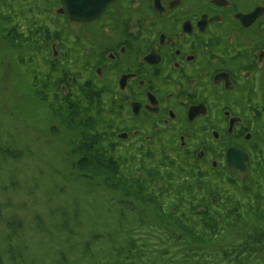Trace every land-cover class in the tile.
<instances>
[{
	"label": "flooded vegetation",
	"instance_id": "af4514ba",
	"mask_svg": "<svg viewBox=\"0 0 264 264\" xmlns=\"http://www.w3.org/2000/svg\"><path fill=\"white\" fill-rule=\"evenodd\" d=\"M43 1L41 9L39 0H12L16 40L48 48L69 85L90 74L80 91L95 95L93 118L109 126L95 122L94 132L138 163L150 193L176 202L175 183L193 180L194 170L210 180L211 171L224 189L228 173L242 188L255 176L264 205V0H98L101 14L87 21L72 19L65 0ZM76 51L90 57L82 72L72 65ZM231 148L248 156L245 179L229 172ZM208 155L209 168L191 162Z\"/></svg>",
	"mask_w": 264,
	"mask_h": 264
},
{
	"label": "rangeland",
	"instance_id": "374dc122",
	"mask_svg": "<svg viewBox=\"0 0 264 264\" xmlns=\"http://www.w3.org/2000/svg\"><path fill=\"white\" fill-rule=\"evenodd\" d=\"M3 1L0 0V253L4 254V264H11L5 251L8 247L14 250L18 260L15 264H123L115 254L121 250L125 253L131 240L134 251L141 248L151 264H214L210 257L207 261L193 258V263L186 260L189 257L183 251L187 247L174 241L170 232L165 234L164 229L153 227L158 224L151 208H145L136 197L126 200L118 186H106L100 177L92 180L81 173L78 159L70 153L75 133L64 123L62 116L67 110L61 98L69 94L73 99L82 97L80 82L84 83L90 74L78 76V83L72 80L70 85L68 78H60L64 66H52L48 48L35 42L22 45L19 38L16 40V31L11 29L12 0ZM45 6V1L39 0V8ZM52 27L55 28L53 24ZM58 32L53 29L51 33L57 49ZM70 58L81 72L90 61L89 55L80 51L71 53ZM72 65L68 64L70 74L75 72ZM62 82L65 88L60 92ZM102 96L101 104L105 106L109 95ZM96 117V128L107 132L108 124L99 115ZM115 155L125 162L126 156L119 150ZM212 157L193 158L191 162L209 168ZM129 161L133 163V159L123 165L124 173L140 176L138 163L139 168L130 166ZM209 178L220 185L214 172L210 171ZM255 181L254 176L245 186ZM243 185L244 182L228 184L226 189L233 192L228 189L225 193L243 202L250 200ZM250 202L262 203L257 198ZM165 203L168 209L175 202ZM248 216L246 226L251 222ZM235 232H226L225 239L218 242L228 246L238 237ZM209 248L193 245L198 254ZM117 255L123 256V252ZM263 259L259 254L251 263L262 264Z\"/></svg>",
	"mask_w": 264,
	"mask_h": 264
},
{
	"label": "trees",
	"instance_id": "16d2710c",
	"mask_svg": "<svg viewBox=\"0 0 264 264\" xmlns=\"http://www.w3.org/2000/svg\"><path fill=\"white\" fill-rule=\"evenodd\" d=\"M87 88V87H86ZM87 90V89H86ZM85 98L84 102L82 99ZM66 114L63 115L67 129H72L75 139L72 141L70 153L78 159L79 169L93 180L101 178L115 189L124 191L126 200L136 197L145 208H151L154 212L159 229H164V233L170 232L174 241L179 242L187 249L183 251L184 256L193 263V258L199 257L205 261L211 258L214 264H252L251 260L260 254L264 256V205H255L253 202H243L234 195H230L221 185L215 184L211 179L201 177V171L191 172L193 180L183 179L175 183L176 202L173 207L161 202L160 195L150 193L147 185L136 175L124 173L120 156L115 155L116 146L111 144L102 134L94 132L96 120L93 118L95 95L91 92L82 97L73 99L71 94L66 95ZM68 112V113H67ZM112 152V153H111ZM86 164V165H84ZM227 184L236 185L235 177L228 173ZM118 186V188H116ZM244 191L251 198L262 199L263 193L260 187L254 183L244 186ZM226 190V191H224ZM230 192H233L230 189ZM236 194V193H235ZM144 201V202H143ZM251 215L250 224H245V219ZM248 216V217H246ZM230 230H235L237 237L235 241L228 243V246L218 242L225 239V235ZM221 247H217V245ZM193 245L210 247L204 253H199L193 249ZM214 245V246H213ZM185 247V248H186ZM8 254L9 262H18L13 253V249L8 247L5 250ZM123 256L122 252L115 254L116 260L123 264H151L145 260L144 252L140 248L134 251L133 240L126 247ZM157 253H163L158 252ZM143 253V254H142ZM166 252H164L165 254ZM0 253V264H4L3 256ZM124 254L126 256H124ZM116 264V263H113ZM264 264V259L262 260Z\"/></svg>",
	"mask_w": 264,
	"mask_h": 264
},
{
	"label": "water",
	"instance_id": "95a60500",
	"mask_svg": "<svg viewBox=\"0 0 264 264\" xmlns=\"http://www.w3.org/2000/svg\"><path fill=\"white\" fill-rule=\"evenodd\" d=\"M79 1H83L85 4L88 1L91 3L81 8L78 5ZM65 2L69 16L78 21H87L97 18L104 7L98 5V0H65ZM248 164L249 159L244 152L236 150L235 148H231L227 151V166L232 175L245 179L249 173Z\"/></svg>",
	"mask_w": 264,
	"mask_h": 264
}]
</instances>
